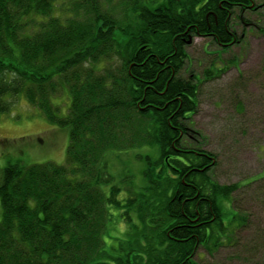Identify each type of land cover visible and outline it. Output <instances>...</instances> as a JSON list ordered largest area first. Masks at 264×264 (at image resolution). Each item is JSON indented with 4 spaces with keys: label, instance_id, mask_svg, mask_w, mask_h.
Wrapping results in <instances>:
<instances>
[{
    "label": "trees",
    "instance_id": "16d2710c",
    "mask_svg": "<svg viewBox=\"0 0 264 264\" xmlns=\"http://www.w3.org/2000/svg\"><path fill=\"white\" fill-rule=\"evenodd\" d=\"M258 2L0 0V112L23 100L70 139L64 164L2 169L0 264H201L231 246L248 181L221 184L189 140L203 81L183 71L196 37L239 44Z\"/></svg>",
    "mask_w": 264,
    "mask_h": 264
},
{
    "label": "rangeland",
    "instance_id": "374dc122",
    "mask_svg": "<svg viewBox=\"0 0 264 264\" xmlns=\"http://www.w3.org/2000/svg\"><path fill=\"white\" fill-rule=\"evenodd\" d=\"M258 4L262 6L257 12H245L248 24L234 19L242 41L227 52L201 37L187 48L190 61L183 75L192 71L203 81L198 110L188 121L189 140L216 154L214 176L221 184L248 181L233 193L235 210L246 216L244 226L231 246L214 254L201 247L195 256L201 264H264V0ZM234 57L237 61H231ZM217 67L224 71L208 80L204 71ZM69 140L68 129L53 125L23 100L10 113L0 112V180L2 169L19 159L26 164H64ZM134 165L137 169L141 163ZM114 226L104 237L108 245H117L125 231Z\"/></svg>",
    "mask_w": 264,
    "mask_h": 264
}]
</instances>
